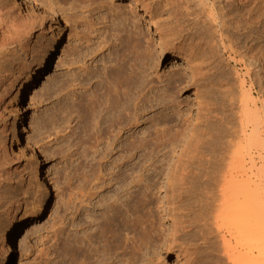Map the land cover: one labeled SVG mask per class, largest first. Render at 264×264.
<instances>
[{
    "label": "rangeland",
    "instance_id": "obj_1",
    "mask_svg": "<svg viewBox=\"0 0 264 264\" xmlns=\"http://www.w3.org/2000/svg\"><path fill=\"white\" fill-rule=\"evenodd\" d=\"M16 1L24 15L32 4H48ZM51 1L53 9L36 14L53 17L47 36H26L0 60L4 76L18 80L14 88L4 84L8 131L0 130V145L10 157L0 186V264H186V245L196 264H264L258 259L264 246L239 208L246 206L250 175L205 135L203 88L179 91L186 79L175 83L167 75L168 68L180 70V59L165 53L159 67L144 65L119 133L96 134L89 111L79 106L124 45L143 63L159 41L154 11L166 20V3L76 0L75 14L72 0ZM189 9L199 22L200 9L193 3ZM254 42L261 46L247 55L263 63L264 44ZM227 248L236 258L224 256Z\"/></svg>",
    "mask_w": 264,
    "mask_h": 264
},
{
    "label": "bare ground",
    "instance_id": "obj_2",
    "mask_svg": "<svg viewBox=\"0 0 264 264\" xmlns=\"http://www.w3.org/2000/svg\"><path fill=\"white\" fill-rule=\"evenodd\" d=\"M163 1L168 7V18L161 21L162 14L156 6L155 33L159 41H153L154 44L150 45L148 44L150 41L147 40L149 41L147 44L153 47L152 56L151 52L147 55L143 54V63L139 64L137 57L141 56H135L133 50L127 44L124 45L117 52L116 62L107 68L102 80L98 81V86L96 83L97 87L92 92L84 93L85 97L78 102L79 106L81 104L89 111L92 125L93 122L95 123L96 134L119 133L125 117L124 106L133 102L139 91V78L145 68L144 65L152 64L153 68L159 67L165 53L180 59L182 62L180 70L168 68L167 75L175 83L178 82L179 77L187 80L183 86L177 84L179 91L191 86H201L205 91L204 101L202 100L200 104L202 125L204 124L206 128L204 133L216 139L222 152L240 159L239 167L249 173L246 206L243 204L239 208L246 209V216L243 217L245 220L242 222L248 226L252 235L259 236L257 241L264 246V61L259 63L258 60L247 55L257 45L261 46L260 42H254L256 39L264 44V0ZM47 2L48 4L44 5L40 1L43 6L32 4L29 8L32 12L24 15L23 4L17 3L16 0H0V60L8 56L12 48L20 46L21 40L26 36L37 31L40 32L37 35L47 36L54 22L53 17L48 18L46 15L47 17H39V19L36 16L37 11L44 6L54 8H51L53 4L51 0ZM144 2V7L150 5L148 0ZM253 2L259 7L256 10L247 9ZM191 3L200 9L199 22L192 17L193 12L189 9ZM77 6L76 0H72L69 11L74 10L73 13L76 14ZM44 12L49 15L51 11ZM73 13L70 12V15ZM104 17L103 19H106ZM37 23L48 24L47 29H36ZM41 40L43 41L42 38ZM119 42L121 44L122 40L119 39ZM231 64H233L232 69ZM3 69L4 66L0 63V124H2L0 130L6 133L8 131L6 106L9 103V92L4 84L10 82L14 88L18 80L14 78L10 80L9 76H4ZM86 76L88 77L89 74L86 73ZM215 92L219 94V97L217 95L216 97L220 103L211 98L216 94ZM209 98L212 101L207 104L205 100ZM209 110L211 113H208ZM210 120L212 124L209 123ZM80 136L82 137V134ZM3 144L2 147L0 145V186L3 180H7L5 177L9 173L10 155L4 142ZM189 157L190 149L182 157V165L186 169ZM189 182L190 175L187 171L182 177V194L188 188ZM179 215L182 216L181 211ZM240 215L242 217L243 214ZM253 240H250L251 243L254 242ZM227 249L224 256L229 257L228 259L230 256L231 259L236 258L232 257L235 251L230 248L232 252L234 251L232 253L229 248ZM181 255L186 264H196L188 245ZM258 259L261 263L264 262V250L260 251ZM236 261L238 260H232L231 263L239 264Z\"/></svg>",
    "mask_w": 264,
    "mask_h": 264
}]
</instances>
